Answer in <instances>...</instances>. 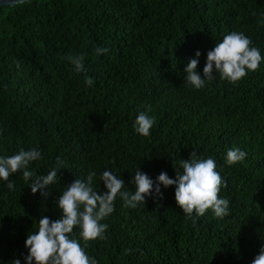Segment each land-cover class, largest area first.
<instances>
[{"label":"trees","instance_id":"16d2710c","mask_svg":"<svg viewBox=\"0 0 264 264\" xmlns=\"http://www.w3.org/2000/svg\"><path fill=\"white\" fill-rule=\"evenodd\" d=\"M243 32L264 56V0H32L0 8V155L38 149L34 176L63 167L51 195L33 194L22 172L0 181V264L26 255V235L41 216L60 212L64 185L95 171H111L128 190L134 173L175 178L178 161L212 157L226 185L229 215L189 217L176 205L174 186L163 199L135 209L117 198L102 223L104 238L88 241L97 264H252L264 247V61L235 83L217 74L203 89L183 69L197 50L202 75L206 53L222 38ZM107 54L96 55V48ZM84 55L78 73L69 57ZM91 77L92 86L85 80ZM203 78V77H202ZM155 118L148 137L133 122ZM236 147L247 153L224 162ZM74 231H78L74 229ZM83 244V241H81Z\"/></svg>","mask_w":264,"mask_h":264},{"label":"clouds","instance_id":"9594fccd","mask_svg":"<svg viewBox=\"0 0 264 264\" xmlns=\"http://www.w3.org/2000/svg\"><path fill=\"white\" fill-rule=\"evenodd\" d=\"M107 51L103 47L95 50L98 56L107 54ZM200 56L201 52L197 50L194 58L188 59L183 69L187 84L195 90L203 89L206 82L214 81L217 74L220 79L229 83L238 82L248 72L257 70L264 61L260 50L252 46V40L243 32L237 31L225 35L221 42L206 53L202 75L197 71ZM69 61L76 72H84V55L70 56ZM85 84L92 86L94 81L88 77ZM155 123L154 117L147 112H140L133 122V128L138 135L148 137ZM246 156L245 151L233 147L226 151L225 165H235L245 160ZM41 159L42 153L38 149H21L12 156L0 155V181L6 182L11 191L15 185L9 177L22 172L23 179L31 182L29 187L33 194L39 192L42 197L50 196L49 186L57 183L58 172L63 164L58 158L56 166L47 175L33 178L30 165ZM178 164L182 172L176 171L174 179L161 172L153 180L137 169L130 181L135 186V191L127 189L120 175L107 170L99 176L104 191L93 188L97 177L95 171L89 172L84 180L74 179L72 183L64 185L62 193L55 200L59 217L55 220L47 216L39 218L37 229L26 235V255L23 256V261L15 259L13 264H97L86 252L87 242L104 238L108 225L102 221L114 212L116 199L120 198L124 206L135 209L139 205H145L148 199H163L162 189L169 186H174L176 205L189 217L204 216L209 209L216 218L228 216L230 201L218 195L226 181L217 170L215 158L197 157L192 152L188 160L180 159ZM252 264H264V247L254 257Z\"/></svg>","mask_w":264,"mask_h":264},{"label":"water","instance_id":"95a60500","mask_svg":"<svg viewBox=\"0 0 264 264\" xmlns=\"http://www.w3.org/2000/svg\"><path fill=\"white\" fill-rule=\"evenodd\" d=\"M32 0H0V8L1 7H13L15 5L28 3Z\"/></svg>","mask_w":264,"mask_h":264}]
</instances>
